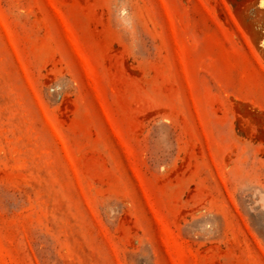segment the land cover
Returning a JSON list of instances; mask_svg holds the SVG:
<instances>
[{
	"label": "rangeland",
	"instance_id": "obj_1",
	"mask_svg": "<svg viewBox=\"0 0 264 264\" xmlns=\"http://www.w3.org/2000/svg\"><path fill=\"white\" fill-rule=\"evenodd\" d=\"M0 264H264V0H0Z\"/></svg>",
	"mask_w": 264,
	"mask_h": 264
}]
</instances>
